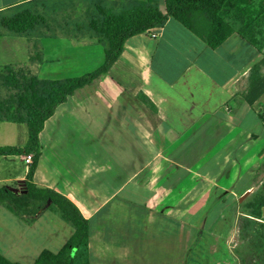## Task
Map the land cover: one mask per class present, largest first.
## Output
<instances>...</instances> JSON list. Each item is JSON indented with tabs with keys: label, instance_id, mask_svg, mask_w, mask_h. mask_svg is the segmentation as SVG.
Wrapping results in <instances>:
<instances>
[{
	"label": "crops",
	"instance_id": "obj_1",
	"mask_svg": "<svg viewBox=\"0 0 264 264\" xmlns=\"http://www.w3.org/2000/svg\"><path fill=\"white\" fill-rule=\"evenodd\" d=\"M140 1L166 10L165 0H0V15L37 11L40 25L11 46L27 50L18 71L66 80L75 77L67 64L60 73L44 65L74 54L82 57L73 67L95 58V71L108 47L89 26L97 8L120 13ZM263 13L264 0H228L220 16L236 33L218 49L170 18L130 38L106 74L46 121L31 183L66 197L88 220L89 264H201L206 255L214 256L208 264H234L211 248L232 238L218 224L251 191L252 172L264 161V94L253 104L243 96L264 56L240 34L259 14L264 21ZM28 140L26 123L0 121V146ZM26 156H0V183L8 190L25 182L29 191ZM228 198L217 212L212 200ZM31 202L19 209L0 204V254L20 264L58 252L75 231L51 200Z\"/></svg>",
	"mask_w": 264,
	"mask_h": 264
},
{
	"label": "trees",
	"instance_id": "obj_2",
	"mask_svg": "<svg viewBox=\"0 0 264 264\" xmlns=\"http://www.w3.org/2000/svg\"><path fill=\"white\" fill-rule=\"evenodd\" d=\"M228 0H165L166 10L162 11L158 4L149 1L137 2L132 8L120 13L108 11L99 6L98 13L92 18L90 28L108 43L105 63L91 73L72 77L66 80H42L34 76H18L11 72L6 83L13 89L23 91L7 101L0 98V121L26 123L29 140L24 147L0 146V156L34 155L33 164L27 176L28 194L18 196L7 188L0 190V204L13 209L29 206L33 200L46 204L49 200L59 209L64 220L70 223L75 231L70 240L58 252L45 250L34 264H89L87 257V240L89 223L80 210L66 197L49 190L38 188L32 184L35 171L41 156L40 134L45 123L50 119L57 107L69 97L86 86H91L102 75L106 74L117 62L125 49L127 41L137 35L151 32L164 26L173 18L188 30L201 38L211 49L221 47L233 34L234 27L221 16ZM264 17V13H263ZM42 22V18L29 10L5 17L0 21L1 29L23 34L32 31ZM255 28L261 30L255 33ZM250 44L256 46L264 56V21L260 19L246 22L240 32ZM264 94V57L255 64L247 78L243 96L246 102L253 104ZM264 119V108L260 110ZM252 209L251 216L260 219L264 207V193L255 197L252 202L242 204ZM0 264H20L12 262L0 254Z\"/></svg>",
	"mask_w": 264,
	"mask_h": 264
},
{
	"label": "rangeland",
	"instance_id": "obj_3",
	"mask_svg": "<svg viewBox=\"0 0 264 264\" xmlns=\"http://www.w3.org/2000/svg\"><path fill=\"white\" fill-rule=\"evenodd\" d=\"M89 1V0H88ZM61 9H64L62 7ZM25 10L31 11L33 14L40 16L37 11L33 10L31 6L18 9L16 11H10L7 13L8 17L15 16L17 13L23 12ZM50 8H48V14H52ZM63 13V12H62ZM98 13V8L97 12ZM47 14V13H46ZM6 15V16H7ZM3 16L0 15V21L3 20ZM40 25V24H39ZM38 26V25H37ZM21 34L12 32L6 28L1 29L0 34V98L3 101H7L11 99L12 97H16L19 92L23 91L16 90L11 88L6 83L7 76L11 75V72H14L16 76L19 77L22 83L25 82L21 78V75H24L23 73H20L18 71V68H25V61H26V54L27 50L24 46H21L20 48L13 50L11 46H14L13 43H15L16 37ZM82 56H75L74 54H67V56H61L57 60H55L53 63H46L44 66L47 68H54L57 69L58 72H62L64 67L67 64L68 69H72L73 75L75 77L83 76L87 73H91L97 66L95 58H88L87 60H84L82 65L80 67L76 66L73 67L81 58ZM95 59V60H94ZM72 64V65H71ZM22 72V71H21ZM28 76V75H27ZM29 75L28 77H30ZM263 164V165H262ZM247 175L245 174L242 176L241 181L237 184L239 187L240 185H243V183L246 181ZM8 184L0 183V190H3L5 188H8ZM248 187L252 191V193L246 197L242 202L234 200V202L228 206L227 214L225 215V220L218 224V228L222 229L223 231H233V236L228 242H213V244L218 245L216 247H212L211 250L215 251V253L220 252L221 255L229 256L232 261H234V264H248L251 262H254L255 264H264V218L261 216L260 219H255L250 214L252 212V209L245 207L242 204L252 202L255 197L260 196L264 193V161L260 163V166L257 168H254L252 172L251 180L248 183ZM217 203L215 206V210L217 212L222 209L223 203H229L231 202V199H223L222 203H219L218 200L214 199L212 200V203ZM240 204H239V203ZM223 220V219H222ZM232 229V230H230ZM227 233V235H228ZM222 238V237H221ZM230 246V247H229ZM226 248H230L231 250H226ZM209 249V248H208ZM219 249V250H218ZM201 252H204V249H200ZM229 252V253H228ZM211 256H204L203 261L205 264H208V259H213ZM201 263V264H204ZM211 264H214L212 262Z\"/></svg>",
	"mask_w": 264,
	"mask_h": 264
},
{
	"label": "water",
	"instance_id": "obj_4",
	"mask_svg": "<svg viewBox=\"0 0 264 264\" xmlns=\"http://www.w3.org/2000/svg\"><path fill=\"white\" fill-rule=\"evenodd\" d=\"M23 188H26V183L25 182H21V184L19 185V188H9L10 191H12L15 194H22V193H27V190H22ZM251 194V191H248L240 200V202H242V200H244L246 197H248ZM262 217L264 218V207L262 208Z\"/></svg>",
	"mask_w": 264,
	"mask_h": 264
},
{
	"label": "built area",
	"instance_id": "obj_5",
	"mask_svg": "<svg viewBox=\"0 0 264 264\" xmlns=\"http://www.w3.org/2000/svg\"><path fill=\"white\" fill-rule=\"evenodd\" d=\"M152 37H153V38H156V37H157V34H156V33H153V34H152ZM33 161H34V157H33V155H27V156H26V164H27V165H32V164H33Z\"/></svg>",
	"mask_w": 264,
	"mask_h": 264
}]
</instances>
